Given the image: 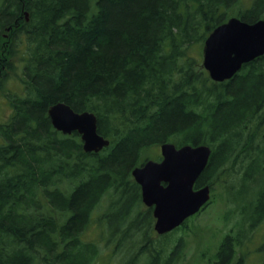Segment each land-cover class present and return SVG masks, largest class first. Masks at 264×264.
Listing matches in <instances>:
<instances>
[{
    "label": "trees",
    "instance_id": "1",
    "mask_svg": "<svg viewBox=\"0 0 264 264\" xmlns=\"http://www.w3.org/2000/svg\"><path fill=\"white\" fill-rule=\"evenodd\" d=\"M241 4L0 0V42L9 36V47L0 49V96L15 73L14 42L21 46V91L5 95L11 114L0 122V264H109L102 246L84 236L95 214L103 248L122 252L138 233L143 264H179L180 239L163 249L152 244V211L131 175L159 159L151 152L165 142L211 148L194 188L211 190L226 165L245 161L246 172L235 176L253 182L255 197L254 210L243 214L251 228L264 222V172L251 174L264 154V54L220 83L209 78L202 57L188 55L231 17L264 19V0ZM58 102L95 114L109 145L84 152L76 132L55 131L47 112ZM241 231L224 235L214 264H230ZM140 254L119 264H137ZM234 264H244L242 256Z\"/></svg>",
    "mask_w": 264,
    "mask_h": 264
},
{
    "label": "water",
    "instance_id": "2",
    "mask_svg": "<svg viewBox=\"0 0 264 264\" xmlns=\"http://www.w3.org/2000/svg\"><path fill=\"white\" fill-rule=\"evenodd\" d=\"M25 19L27 15L25 14ZM264 54V19L247 23L231 17L215 27L205 38L202 66L211 80L233 77L243 64ZM52 127L62 134L77 132L86 150L99 152L109 142L97 133L91 112H74L63 102L48 108ZM211 149L206 145L172 143L160 145L161 159L149 160L132 171L141 190V200L152 207L153 228L165 234L196 214L210 198L209 186L194 189V183L207 166Z\"/></svg>",
    "mask_w": 264,
    "mask_h": 264
},
{
    "label": "rangeland",
    "instance_id": "3",
    "mask_svg": "<svg viewBox=\"0 0 264 264\" xmlns=\"http://www.w3.org/2000/svg\"><path fill=\"white\" fill-rule=\"evenodd\" d=\"M252 1L253 0H241V5L243 8L249 7ZM203 42L204 41L194 44L192 48L189 49L188 55H193L201 59ZM7 44L9 47V36L1 40L0 49L2 50L5 48ZM14 48L16 56L12 57L10 70L15 73L8 76V93H20L21 91L19 90L20 82L18 80V75H20L21 71V63L18 61L21 46L14 42ZM3 52H5V49H3ZM177 64L179 66L180 63L177 62ZM7 70L9 69H3L2 72L7 74ZM8 93L3 92V95L0 96V122H3L7 118L6 116L11 114L7 97L5 98V95ZM262 133H264V126ZM262 138H264V136H262ZM155 148L156 149L152 150L151 153L159 156V146ZM261 157V159L256 161L255 169L251 171L253 177L256 178H260L264 172V154ZM247 167L245 161H240L228 166L226 165L222 171L223 175L216 180L211 189L210 203L199 214L189 219L184 229L168 235L167 238L152 232V244L154 243L156 248L161 247L163 249L167 248V246L163 244H168L169 246L180 239L183 243V252L182 260L179 264H214L215 254L221 239L226 233L231 232L233 234L240 228L242 230V235H240L238 239L242 240V244L235 247L236 254L230 264L235 263L238 255L242 256L244 264H258V262L263 261L264 222L251 228V222H249L248 217L243 214L244 210H254V202H252V200L255 196L252 194V190L255 186H252L253 182H250L248 185L243 184L242 181L239 180V177L235 176V171H238V176H240L246 172ZM234 193H238L237 198L234 197ZM95 216L93 217L95 222L86 230L84 236L89 240L98 242V244L102 246L105 257L111 259L109 264H119V260L122 262L123 258L124 261H128L130 257L140 254L144 240L138 233L135 235L132 234V239L135 240V243L130 245V243L127 242L125 247L123 246L124 250L122 252L116 249L113 250L112 246L103 248V239L100 238V228L97 226L98 221ZM139 257L137 264H143L145 257L143 254H140Z\"/></svg>",
    "mask_w": 264,
    "mask_h": 264
},
{
    "label": "bare ground",
    "instance_id": "4",
    "mask_svg": "<svg viewBox=\"0 0 264 264\" xmlns=\"http://www.w3.org/2000/svg\"><path fill=\"white\" fill-rule=\"evenodd\" d=\"M226 21H227V20H226ZM226 21H225V22H226ZM225 22H224V23H225ZM222 24H223V23H222ZM220 25H221V24H220ZM218 26H219V25H218ZM175 32H176V31H175ZM248 63H249V62H248ZM243 65H244V64H243ZM243 65H242V66H243ZM242 66H241V68H242ZM241 68H240V69H241ZM240 69H239V70H240ZM239 70H238V71H239ZM238 71H237V72H238ZM237 72H236V73H237ZM236 73H235V74H236ZM235 74H234V75H235ZM228 80H229V79H228ZM212 81H214V80H212ZM224 81H227V79H226V80H223V81H214V82H218V83H220V82H224ZM134 93H135V92H134ZM217 101H218V100H217ZM74 112H75V111H74ZM82 112H88V111H82ZM82 112H76V113H82ZM47 113H48V112H47ZM94 116H95V114H94ZM95 118H96V116H95ZM100 124H101V123H100ZM99 128H100V127H99ZM101 128H102V127H101ZM96 130H97V119H96ZM97 133H98V132H97ZM98 134H99V133H98ZM64 135H65V134H64ZM106 140H107V139H106ZM108 142H109V140H108ZM108 145H109V144H108ZM82 148H83L84 152H88V153H89V152H96V151H94V150H86V149H84L83 144H82ZM96 153H97V152H96ZM33 156H34V155H33ZM34 157H35V156H34ZM21 158H22V157H21ZM11 160H12V159H11ZM149 160H151V159H149ZM149 160H146V161L143 163V165H144L147 161H149ZM30 165H31V164H30ZM204 169H205V168H204ZM75 170H76V169H75ZM132 171H133V169H132ZM132 171H131V175H132ZM201 173H202V172H201ZM132 178H133V180L135 181V179H134L133 176H132ZM135 183H136V181H135ZM136 184H137V183H136ZM138 185H139V184H138ZM23 188H24V187H23ZM53 193H54V192H53ZM30 199H31V198H30Z\"/></svg>",
    "mask_w": 264,
    "mask_h": 264
}]
</instances>
